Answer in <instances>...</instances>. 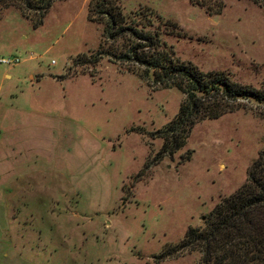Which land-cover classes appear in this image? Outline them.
<instances>
[{"label":"rangeland","instance_id":"1","mask_svg":"<svg viewBox=\"0 0 264 264\" xmlns=\"http://www.w3.org/2000/svg\"><path fill=\"white\" fill-rule=\"evenodd\" d=\"M131 51L264 93V0L2 8L0 264H200L179 245L264 153V101L222 100L171 146L187 94Z\"/></svg>","mask_w":264,"mask_h":264},{"label":"trees","instance_id":"2","mask_svg":"<svg viewBox=\"0 0 264 264\" xmlns=\"http://www.w3.org/2000/svg\"><path fill=\"white\" fill-rule=\"evenodd\" d=\"M17 1L0 0V10ZM23 1L27 8H36L43 13L54 0ZM126 55L145 65L155 82L176 85L187 94L178 114L163 130L167 136H172L168 141L171 146L181 147L184 133L196 120L220 117L225 111L222 100L251 98L255 102L264 101L262 92L234 86L228 78L215 72L199 73L167 54L146 56L131 51ZM176 135L181 140L176 139ZM179 247L198 251L200 264H264V153L252 164L247 181L238 190L219 201L203 217L202 225L186 230Z\"/></svg>","mask_w":264,"mask_h":264},{"label":"built area","instance_id":"3","mask_svg":"<svg viewBox=\"0 0 264 264\" xmlns=\"http://www.w3.org/2000/svg\"><path fill=\"white\" fill-rule=\"evenodd\" d=\"M0 62L2 64H5V65H11V64H14V63H17L18 62V58H14V59H11V60H2L0 59Z\"/></svg>","mask_w":264,"mask_h":264}]
</instances>
